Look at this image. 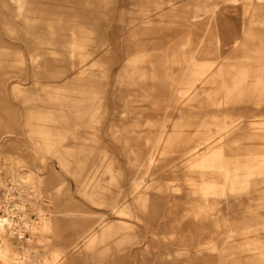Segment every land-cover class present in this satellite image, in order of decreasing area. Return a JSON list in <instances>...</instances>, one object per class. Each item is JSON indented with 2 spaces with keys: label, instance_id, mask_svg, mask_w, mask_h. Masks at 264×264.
<instances>
[{
  "label": "rangeland",
  "instance_id": "obj_1",
  "mask_svg": "<svg viewBox=\"0 0 264 264\" xmlns=\"http://www.w3.org/2000/svg\"><path fill=\"white\" fill-rule=\"evenodd\" d=\"M191 62L264 69V0H25L22 16L0 0V215L15 211L13 249L27 264L57 249L63 264H128L129 251L136 264H264V178L251 181L260 195L228 194L206 219L181 220L187 176H199L188 152L215 129V111L245 127L229 157L264 153L252 138L264 91L227 100L212 84L182 99ZM109 225L115 237L73 249Z\"/></svg>",
  "mask_w": 264,
  "mask_h": 264
},
{
  "label": "bare ground",
  "instance_id": "obj_2",
  "mask_svg": "<svg viewBox=\"0 0 264 264\" xmlns=\"http://www.w3.org/2000/svg\"><path fill=\"white\" fill-rule=\"evenodd\" d=\"M9 1L15 6L17 16H22L24 14L25 0ZM192 19L195 26L197 17L194 16ZM229 44L230 42L227 44L225 43V45L228 46ZM232 45L236 48L239 45L238 39H235ZM75 52L76 51H73V54ZM184 67L188 68V77L183 84L188 86L179 89L178 93L182 99L184 98L188 101H191L192 98L197 99V97H199V90L203 91L208 85L212 84L220 86L219 89L224 93L223 95L227 100L235 96L240 97L245 86L248 87L252 84V89L255 92L253 93L254 95L259 97L261 92L264 91V69L253 72L248 66H241L239 70L231 73L223 64L217 65L213 69L212 65L205 63L199 64L196 62L186 64ZM181 105L180 110H182L186 104L182 102ZM218 106H220V104H218ZM218 112L219 111L214 112V116L217 117V119L212 125L215 129L208 128L207 131L202 134L201 141L188 152L190 154L186 161L189 166L188 168L193 172L197 170L199 176H187L188 185L190 187L188 196L192 198L184 202V214L180 216L181 220L188 216H193V218L204 217V219H206L209 214L218 209L220 203L218 198L227 196L228 194L238 196L239 194L246 193L248 196H255L260 195L262 192V182L254 183L251 181L254 178H264V153L261 154L262 156L255 154V156L248 159L229 157L226 153L227 150H237L240 148L243 141L247 139L245 136H242V131H244L245 127L242 125L241 117L239 116L229 124L225 120L228 114H225V119L220 121L219 116L221 112ZM249 112H251L254 117L260 116V109H258V107L250 109ZM253 124L255 123L253 122ZM253 128L258 129L259 132L255 133L252 138L264 140V127L255 126ZM7 190L9 191L8 198L11 199L13 196L11 191L13 192L15 189L13 187H8ZM174 203H176L175 200ZM174 203L172 202V204ZM20 208V205H15V209L18 210ZM126 209H128V207ZM4 212L5 214L0 215V264H27L24 256H20L13 249L15 242L13 237L14 227L16 223L13 215L15 211L7 207ZM220 216L221 215L215 214L210 215L212 219L214 218L213 223L217 225V227H220V224L228 227V221L222 219L221 223L220 219L224 216L221 218ZM118 220L123 222L121 229L130 228L125 218L119 217ZM37 225L38 228L45 233H49L51 230V222L45 215H41ZM115 229V225H109L105 230L101 227V231H98V233L94 235L90 232L82 236L79 242H76L77 244H75L73 249H79L81 247H79L80 242L82 241L86 242V244L88 241H91L90 243H102L111 239L119 232ZM196 240V238H186L183 236L180 237L178 242L179 245L191 248L197 243L198 240ZM254 243V249H260L259 247L263 246V243L259 240ZM91 247L92 246H87V250H91ZM176 251L179 254L185 252L187 256L192 254L190 250L184 248L176 249ZM193 252L198 254L199 249ZM65 257V252L59 249L53 250L49 255L45 256L41 264H63ZM75 257H77V255H75ZM125 258L128 264L137 263V257L133 252L129 251L127 255H125Z\"/></svg>",
  "mask_w": 264,
  "mask_h": 264
}]
</instances>
